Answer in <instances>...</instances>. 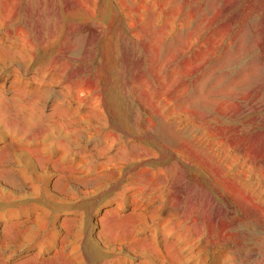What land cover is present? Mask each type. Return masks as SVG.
<instances>
[{"label": "rangeland", "instance_id": "374dc122", "mask_svg": "<svg viewBox=\"0 0 264 264\" xmlns=\"http://www.w3.org/2000/svg\"><path fill=\"white\" fill-rule=\"evenodd\" d=\"M0 264H264V0H0Z\"/></svg>", "mask_w": 264, "mask_h": 264}]
</instances>
